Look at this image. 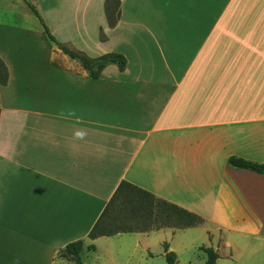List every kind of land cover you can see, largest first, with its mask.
<instances>
[{
    "label": "crops",
    "instance_id": "0c3cea01",
    "mask_svg": "<svg viewBox=\"0 0 264 264\" xmlns=\"http://www.w3.org/2000/svg\"><path fill=\"white\" fill-rule=\"evenodd\" d=\"M30 2L60 43L127 67L91 79L33 17L0 14V264H74L61 251L105 238L123 181L206 221L137 242L177 253L201 229L216 264H264V175L229 163L264 164V0H121L114 27L106 0Z\"/></svg>",
    "mask_w": 264,
    "mask_h": 264
},
{
    "label": "trees",
    "instance_id": "16d2710c",
    "mask_svg": "<svg viewBox=\"0 0 264 264\" xmlns=\"http://www.w3.org/2000/svg\"><path fill=\"white\" fill-rule=\"evenodd\" d=\"M31 11L37 17L48 38L70 58L80 62L82 67L88 71L91 79H99L105 68L110 64H116L121 71H125L127 60L121 53H108L97 58H91L84 52L70 49L60 43L51 33L38 8L25 0ZM105 11L107 22L110 27L117 25L121 18V0H106ZM9 81V70L5 62L0 58V87L7 85ZM229 163L233 167L245 168L264 175V164L246 161L243 158L231 157ZM205 220L182 207L160 199L151 192L123 181L117 187L114 195L105 207L100 218L92 228L89 239L95 240L101 237H110L128 233H148L162 229H188L205 224ZM95 246L88 247L89 251H95ZM165 256L168 264H178L177 255L169 251L168 244L164 245ZM207 255L205 264H216L219 255L213 247L202 246L200 248ZM84 251V241L76 240L68 244L60 256L76 264H85L81 257Z\"/></svg>",
    "mask_w": 264,
    "mask_h": 264
},
{
    "label": "rangeland",
    "instance_id": "374dc122",
    "mask_svg": "<svg viewBox=\"0 0 264 264\" xmlns=\"http://www.w3.org/2000/svg\"><path fill=\"white\" fill-rule=\"evenodd\" d=\"M4 12L18 14L26 13L30 17H33L42 27L39 19L35 17L34 13L24 0H0V14ZM78 41L79 39L77 38V49L79 48ZM202 231L203 230L201 229H196L180 232V237L183 238V236L186 235L187 240H185V243L182 241L180 242L179 237L173 244L178 253L176 254L179 256L178 264L206 263V253L198 249L194 250V245L196 244L212 247L211 244L208 243L209 238L206 233H202ZM139 237L140 236H137L136 234H122L102 238L93 245L96 248L95 252L89 251L87 248L81 253V257L85 264H168L165 256L162 255L164 249L163 245L159 244L158 239H154L151 243L145 245V242L143 241H136ZM222 237L223 234L220 232L219 238L221 241ZM86 242L87 244L89 243V241ZM189 242L192 243L188 245ZM148 248H150V251ZM59 257L61 258L60 255ZM64 260L67 262H73L66 259ZM65 264L70 263L65 262Z\"/></svg>",
    "mask_w": 264,
    "mask_h": 264
}]
</instances>
